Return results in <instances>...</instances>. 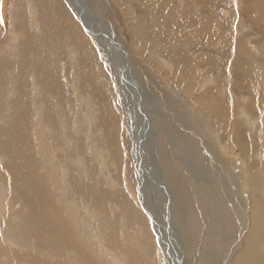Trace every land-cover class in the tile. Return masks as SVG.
<instances>
[{"label": "rangeland", "instance_id": "obj_1", "mask_svg": "<svg viewBox=\"0 0 264 264\" xmlns=\"http://www.w3.org/2000/svg\"><path fill=\"white\" fill-rule=\"evenodd\" d=\"M0 1V39L2 38L0 43V57L2 59H0L3 60L4 64L9 60L7 62H9L8 64L10 66L3 64L2 67H6L5 71L10 74L9 77H12L11 84H6V78H0V97L3 98L5 96L7 88H15L14 72L17 76L20 73L16 68V60L21 56H24L22 58L29 59L34 54V52L30 53L31 51L27 45V40L30 38L26 39L25 37L31 34L33 36L34 34L35 36H39L38 32L36 29L30 28L20 30L18 27L19 23L17 22L22 20L25 22L24 12L27 8L25 4L31 3L32 5L33 3L34 6L32 7L35 9L34 17L35 15H39L41 17L40 21L43 20L42 22H46L50 26L49 33H51L52 38L55 37L59 40V47L55 54L57 63L54 65L55 69L53 68L58 82L56 86L47 83H38L39 81L36 82L32 70L24 71L21 74V77L27 81L30 92L35 93L34 89L37 88L36 93L42 96L38 97V103L44 110L43 120L44 122L47 121L44 123L47 126V134H49V136H45L46 144L52 142L56 145L57 143H54L56 140V142H60L64 138V133L62 134L64 130L60 129L58 125L53 124L52 117L49 116L51 113L54 114L55 118L59 115L64 116L65 120H67L65 123L68 130L75 128V122L79 117H82L81 121H83L84 117L86 118L88 116L87 113L91 114V117L93 115L92 118L94 121L90 126L89 138L83 133L84 129H80L81 132H77V134L70 131L73 137L68 141L73 143L74 139H78L76 142L80 144V148L75 150L76 152L72 156V161H68L69 158H66L67 155L64 156L65 153L61 147L53 148L56 163L60 164L62 157L64 159L66 158V164L64 163L63 169L66 166L70 173L76 176H78V173H81L83 168L87 172L81 178L78 176V183L87 180L86 182L96 183L103 189L106 187L112 188L103 182L104 174H106L109 176L107 180L109 179L111 182H115L114 187L116 191L126 196L129 203L132 201L133 203L137 202L140 204V209L147 212L145 214L146 220L150 224L152 237L155 245H157V247H154L153 257H156V248L160 252L162 248L164 250L163 255L162 252L161 255L165 263L162 262L161 264H229L231 258L229 256L231 253L230 250L233 251L238 244L237 249L240 250L243 243V240L238 241L241 237L240 233L243 230L246 231L249 221L242 217L245 214H242L241 209L238 207V210L235 211L228 208V216L230 218L224 217L221 205L229 204L226 201V190L224 189H229L232 194L239 190L235 185L238 180L235 177L237 171L242 169V167L244 170L247 169L245 172L247 176L243 182L246 184V182L251 180L248 179V168L251 161H255V164L264 161V33L246 15L250 0H219V5H213L212 3L210 5L206 4L210 8L209 11L201 7L195 10L200 16L199 20L203 16L205 18L211 17L216 19L214 27L217 33H222V31L227 30L230 36L229 40H231V35L233 34L234 37L239 36L235 40L228 41L226 44V48L230 52L225 57V66L223 69L217 66L219 59H223L221 56L223 52H216L213 48L211 50L205 47L201 49L195 43L189 42L188 38L186 39L187 42L179 44L178 48L171 47L175 52L174 54L179 50L176 54L177 59L187 57L188 65L194 67L199 80L194 88V90L196 89V94L207 89L214 90V88L210 87L212 84L219 85L217 86L221 90L217 91L218 93L216 92L219 95L218 98L215 96V98H204L206 102H209L211 110L220 112L219 116L224 119V123L232 126L233 123L236 124V122H239L254 126L260 139L258 141L255 136L257 142L254 143V151L248 155L241 153L235 144L234 147L228 145L226 147L223 145L222 138H225V136H222L223 132L218 128L217 121L219 122V119L216 117L214 123L207 117L206 111L203 113L199 108L196 109L192 105H189L179 88L166 79L168 76L165 74L176 75L172 72L176 65L171 55L164 54L162 50L156 49L157 45L161 49L163 48L162 44L164 40H162L161 36L147 31L148 36L145 37L147 39L142 38L143 42L141 41V47L139 46L140 48L137 51V48L131 45L134 35H129L127 31L129 27L127 26L129 24L131 25V21L136 20L140 15V10L134 0H71L80 8L77 6L74 7L73 5L70 6L67 2L65 3V0ZM68 1L70 2V0ZM81 7L83 9L86 7L89 14L83 12V10L81 11ZM121 7L125 9L124 11L128 10L129 12L122 13ZM61 9L64 10L65 16ZM74 13L80 20L84 18V21L89 24L98 23V27L105 33L104 37L106 39L115 41L122 46V48H118L128 53L131 63H129V67L124 66V62L118 58L120 54L115 52V46L113 47L115 43L110 42L114 49L112 53L115 54V61L116 63L120 62L119 67H117L120 73L119 80L120 77L127 76V74L134 80L129 79L128 84L121 82L120 84L116 80V84L114 72L110 71L108 64L101 58L105 54L102 53L101 55L96 50L95 45L89 41L92 39L91 36L83 29V26L81 27L83 35L76 28L75 23H79L80 20L77 21L73 17L75 15ZM30 14L33 15L28 11L27 18L31 21L32 17L29 16ZM10 23L11 26H9ZM28 24L30 23L28 22ZM234 29L236 32L233 31ZM68 30L70 33L69 37H67L69 34L67 33ZM20 31H24L23 33L25 35L21 32V39ZM17 34L18 36H16ZM101 36L100 34V39ZM104 37L102 36V39ZM68 38H70L69 41L71 42H68ZM93 40H98V37L93 36ZM240 40H243V42L240 43ZM221 43V40L218 41L219 45ZM92 44L94 45L93 48ZM237 44L245 46L246 49L248 45V48L251 50L247 49L250 52L248 61L247 52L243 51L246 55L244 62L243 60L241 63L239 61L238 65L235 64L238 61L235 53ZM147 47L150 48L148 49ZM97 48H99V45ZM72 49H75V53L72 52ZM145 51L146 53H144ZM147 53L150 54L147 55ZM2 55L4 56L2 57ZM144 59L145 63L142 62ZM201 60L204 61L201 62ZM153 63L156 65L155 67ZM88 66L90 70H87ZM172 66L173 70H168ZM238 67L247 69L245 73H251L249 74V77L252 79L250 82L237 85L240 83L238 80L240 74ZM77 71H80L82 75ZM86 71L89 75L92 73L90 75L91 79ZM95 74L103 83L105 82L106 89L102 88L101 90L99 87L93 86L95 85L93 84L95 82ZM29 78L32 79L31 83L28 82ZM75 78L78 81L76 89L77 91L80 89L76 93L77 96L73 93L71 85V82ZM133 83L140 90L136 92L137 95L132 91L135 90L133 89ZM239 87L244 88L239 89ZM222 94L225 104L228 105L225 111L224 108H220L219 98ZM259 96H262L260 103ZM75 98L77 99L74 100ZM79 102H82L80 104L81 106ZM86 103H88L87 106L85 105ZM31 106L32 109H35V112L42 111V109H38L39 107L36 110L34 101L31 103ZM90 110L92 111L90 112ZM35 112L31 113L27 120L31 125L29 134L34 152L38 155L37 158L38 160L40 159L39 161L41 163H39V170L43 172L42 160L37 152ZM80 112L81 115L84 114L80 116ZM74 118L75 120H73ZM71 121L73 122L71 123ZM72 124H75V126ZM129 125H138L139 127L138 135H134V139H132L133 137L131 138L133 128ZM232 135L233 133L230 134V136ZM86 140L94 141L96 149L98 148L97 152L99 150V153L97 155L95 154V156H98L97 160L95 159L94 153L88 147V143H85L87 142ZM76 158L82 162L81 165L83 168L79 171L78 167L72 163ZM183 177L186 179L184 183L182 182ZM125 184H130L128 185L129 187H135L136 193L141 194L140 199L137 198L138 200L135 201L134 198H131V194L128 195L127 190L125 191L124 189ZM233 189H235L234 192ZM227 196L228 194H226ZM234 197L241 203L242 208V202L245 199H243L240 193H235ZM232 201L234 202L235 200L232 199ZM116 202L115 200H110V202L107 200L104 203V207L110 209L108 215L110 218H113L115 215L113 208L118 211L120 210V203ZM190 212L196 214L202 221L204 219L202 216L205 215V230L199 232L190 230ZM239 214L241 215L240 218H243V221L237 223L238 219L233 217H239ZM119 215L121 217L117 221L118 227H123L125 220L122 218V214ZM244 219L246 220V224L244 223ZM130 221H132L131 226L129 225L130 229L133 230L134 228L135 230L133 231L137 233L139 230L146 228L144 227V221L137 222L134 219ZM136 224H139V227ZM120 229L119 227V232ZM162 238H164V241L161 240ZM153 257L147 260L148 262L146 263H154Z\"/></svg>", "mask_w": 264, "mask_h": 264}, {"label": "bare ground", "instance_id": "obj_2", "mask_svg": "<svg viewBox=\"0 0 264 264\" xmlns=\"http://www.w3.org/2000/svg\"><path fill=\"white\" fill-rule=\"evenodd\" d=\"M66 2L70 6H77L71 0L70 2L68 0H65V3ZM134 2L136 5H138L140 15L136 20L131 21V25L129 24L127 26L129 27L127 29L129 35H134L132 37L131 45L134 46V48H137V51L138 48L141 47L140 44L142 38L145 39V37L148 36L146 33L147 31L156 33L161 36L162 40H164L162 44L163 48L161 49L160 46L157 45L156 49L162 50L164 54L171 55L174 58V64L176 65H174V71H172L176 75L172 76L169 74H165L168 76L166 79L169 82H172L174 86H177V88H179L180 92L184 95L189 105H192L193 108L196 109L199 108L203 113L204 111H206L207 117H209L214 123L216 121V117L219 119V122L217 121V125L219 126L218 128L221 132H223L222 136H225V138H222L224 143L223 145H225L226 147L227 145L230 147H234L235 144L244 155L251 154L254 151V143L257 142L256 137L258 141L260 139V136L259 134H257L254 126L239 122H236V124L233 123L232 126L224 123V119L219 116L220 112L211 110L209 102H206V99L204 98H218L219 95L217 94V91L221 90V88L218 87L219 85L212 84L211 86L209 84L210 87L214 88V90L207 89L203 90V92H200L199 94H196V89L194 90V88L198 84L199 80L194 67L188 65L187 57L184 59H177L176 54L179 52V50H177L176 54H174L175 52L171 49V47L178 48V45L187 42L186 39L188 38L189 42L195 43L196 46L201 49L205 47L211 50V48H213L216 52H223V54L221 55L223 59H219V63L217 64L218 67L223 69L225 66V57L228 56L230 52L229 49L226 48V44L228 43V41L235 40L239 36L234 37V34L232 33L233 35H231V40H229L230 36L227 30L222 31V33L216 32L214 27L216 19L211 17L205 18L203 16L199 20L200 16L195 12V10H198L200 7L204 8V10L206 9L209 11L210 8L206 6V4L210 5V3H212L213 5H219L220 1L134 0ZM69 5L67 6L69 7ZM25 6L29 9L28 10L26 8L24 12V18L26 19L25 22L23 20L20 22L17 21L19 23L18 27L20 28V30L26 28L36 29L39 36H35L34 34V37L30 33L31 35L25 37L26 39L30 38L27 40L28 44H26L29 46L28 48L31 51L30 53L34 52V54H32V57L29 59L22 58L24 56H21L18 58V60H16V68L20 73L19 76H17L14 72L15 88H7L5 96L3 98L0 97V264H148L146 262H148L147 260L153 257L152 253H154V247H157V245H155L154 239L152 237L150 224H148L146 220L145 214L147 212H144L140 209V204H138L137 202L133 203L132 201L129 203L126 196H124L121 192L116 191L114 187L115 182H111L109 179L107 180V177L109 176L106 174H104L103 182L112 188L106 187L103 189L96 183H88L86 182L87 180L82 181L81 179L80 180L82 182L78 183V176H80L81 178V176L87 174V172L82 167V162L77 158L72 162L73 165H76L78 167V171L83 168L81 173H78V176L70 173L66 166L65 169H63L64 163L66 164L65 159L69 158L68 161H72V156L73 154H75L74 152H76L75 150L80 148V144L76 142L78 139H74L73 143H71V141H68L73 137V134H71L70 131L77 134V132H81L80 129H84L83 133H85L86 137L89 138L88 134L89 130L91 129L90 126L94 121L92 118L93 115L91 117V114L87 113L88 116H86V118L83 116V121H81L82 117H79L80 120L78 118V120H76L75 122L76 126L75 124H72L75 126V128H70L71 130H68L65 123L67 121L65 120V117L59 115L55 118L54 114L51 113L49 116L52 117L53 124H56V126L58 125L60 129L64 130L62 132V134L64 133V138H62L60 142H56V140L54 142L57 143L56 145L52 142L46 144L45 136H49V134H47V126L44 125V123L47 121L44 122V110L38 103V97L42 96L39 93H36L37 88L34 89L35 93L30 92L28 83L21 77V74L24 71L27 72V70H32L36 82L39 81L38 83H47L56 86L58 82L54 73V65H56L57 63L55 54L57 52L56 50L59 47V40L55 37L52 38L51 33H49L50 26L46 22H42L43 20L40 21L41 17L39 15H35L34 17L35 9L32 7L34 6L33 3L32 5L31 3H27L25 4ZM69 8L71 9V7ZM120 9L122 10V13L129 12L128 10L124 11L125 9L123 7H121ZM82 10L83 12L89 14L86 7H84V9L83 7H81V11ZM28 11L33 14L29 15L30 17H32L31 21L27 18ZM62 11L64 13V10ZM246 15L250 18L251 22L254 21L253 23H255L257 27L259 26V28L264 33V0H250ZM73 17L77 21L80 20V18L76 14ZM28 22L30 24H28ZM9 26H11V23L9 24ZM75 26L78 30L81 31V33L83 32L81 29V27L83 26V29L89 34V36H91L92 39H90L89 41L95 45L96 50H98L101 55L102 53L105 54V56H102L101 58L108 64L110 71L114 72L116 84V80H118L119 83L121 82L128 84V80L131 79L130 75L128 76V74L127 76L125 75L124 77H120L119 80L120 73L117 70V67H119L118 65L120 64V62L116 63L114 58L115 54L112 53V50H114L113 47L115 46V52H118L120 54V56L118 55V58L124 62V66L126 65L129 67L131 63L129 61L128 53L125 50L118 48H122V46H120V44L115 41L106 39L105 37L104 39H102V36H105V33L98 27V23L89 24L88 22L84 21L83 18V20L81 19L79 23H75ZM14 28L16 29V27ZM233 31L236 32L235 29ZM21 32L22 31L19 32L20 39L22 38ZM67 33H69V30ZM100 34L102 35L101 39L99 38ZM69 35L70 33L68 34V36H65L69 37ZM81 35H83V33ZM16 36H18V34ZM93 36L98 37V40H96L97 42L93 40ZM177 36L178 38H176ZM71 37L73 38L72 35ZM70 38H68V42H71L69 41ZM1 39L0 43L2 41ZM220 40L222 41L221 45L218 44V41ZM110 42L115 43V45L112 44V47ZM242 42L243 40H240V43ZM195 44L193 45L195 46ZM94 45L92 46V48L94 47ZM98 45L99 48H97ZM247 49L250 50L248 48V45ZM247 49L245 48V46L237 44V47L235 48V53L238 60L237 62H235L236 65H238L239 61L240 63L242 60L244 62V57L246 56L244 52H247V61L249 60L250 52L247 51ZM72 50V52L75 53V49ZM144 53H146V51ZM148 54L150 53H147V55ZM3 56L4 55H2V57ZM1 59L0 78H6V84H11L10 81L12 77H9L10 74L5 71L6 67H2L4 62ZM7 61L4 65H7L9 63ZM203 61L204 60H201V62ZM142 62L145 63V59L142 60ZM153 66L155 67L156 65L154 64ZM238 68L240 72L238 80L240 83L237 85L244 84V82H250L252 79L249 77V74L251 73H245V70L247 69H243L245 68L244 66L243 68ZM87 70H90L89 66ZM168 70H173V66ZM77 72H79L80 75H82L83 73L82 70V73L80 71ZM86 73L88 72L86 71ZM90 75L89 77L91 79ZM28 82L31 83L32 79L29 78ZM93 84H95L93 86H97L101 90L102 88L106 89L105 82L103 83L96 74L95 82ZM71 85L73 88V93L75 94V96H77L76 93H78L80 89L78 91L76 89V86L78 85V81H76V78L71 82ZM237 85L236 87H238ZM136 87L137 85L134 84L133 89L135 90H132L134 94L140 91L139 88ZM33 88L35 87L33 86ZM241 88L244 87H239V89ZM261 97L262 96L258 97L259 103L261 101L260 99H262ZM77 98H75L74 100H76ZM81 98L83 97L81 96ZM219 99L220 108H224L225 111L226 106L228 107V105L224 102L223 94ZM85 100L83 101L85 102ZM33 101L36 104V110L39 107L38 109H42V111L35 112V109H32L31 103ZM81 103L79 102V105ZM85 105L87 106L88 103H86ZM91 111L92 110H90V112ZM33 112H35L34 117L36 122L35 137L37 139V152L39 153V157L42 160V165L44 167L43 172L39 170L40 159L38 160V155L34 152L32 140L29 134L31 125L28 122L27 118ZM187 112L191 113L190 111ZM82 115L80 112V116ZM73 120H75V118ZM72 122L73 121H71V123ZM130 127L133 128V130L131 129L133 133L131 135V138L133 137L132 139H134V135H138L139 127L138 125ZM231 133H233L232 136H230ZM86 141L87 142L85 143H88V147L94 153V156L95 154L97 155L99 153V150L97 152L98 148L96 149L94 141ZM57 147H61V149L64 150V156L67 155L65 159L61 156L62 161L60 162V164L56 163L55 154L53 151V148ZM95 159L97 160L98 156H95ZM103 161L105 160L103 159ZM255 163V161H251V163L249 164L248 179H251L249 180V182H246V184L243 183L247 176V174H245L247 169L244 170V168L242 167V169H239L237 171L235 176L238 179L235 185L239 190L235 191V189H233V192H235L232 194L230 193L229 189H224L226 190L225 193L228 194L227 197L225 194V198L227 199L226 201L227 203H229L228 205H221L222 214L224 215V217H229V210H227L228 208L235 211L238 210V207L239 209H241V213L245 214L242 217L248 219L249 221L246 231L243 230L242 233H240L241 237L238 241L243 240L240 250L237 249L239 244L236 246V248H234L233 251L230 250L232 254L230 253L229 255L231 257L229 264H264V161H261L257 164ZM242 175L243 177L241 178ZM184 177L182 179L183 183L184 180H186L184 179ZM128 185H124V189L125 191L127 190L126 192L128 193V195L131 194V198H134L135 201L140 199L141 194L139 193V195L138 193H136V188L129 187ZM230 187L232 186L230 185ZM143 192L146 194L145 191ZM235 193H240L243 199H245L242 202V208L241 203L234 197ZM232 199H234L235 201L233 202ZM107 200H109V202L110 200H115L117 201L116 203H120L119 205L121 207L119 211L113 208V213H115L113 218H110L108 216L110 213V209L104 207V203ZM119 214H122V218L125 220V224L123 225V227L119 226L121 228L120 232L118 231L119 227L117 223V221H119L121 217V215ZM202 217H204L203 221L198 218L196 214L191 212L189 213V224L191 231L199 232L205 230V215H203ZM240 217L241 215L239 214V217L233 218L238 219L237 223H240L243 221V218ZM132 219L137 220V222L144 221V227L146 228L139 230L138 233L136 231H133L135 230L134 228L133 230L130 229L132 222L130 220ZM244 223L246 224L245 219ZM136 226L139 227V224H136ZM161 240L164 241V238H162ZM162 249L161 252L163 255L164 250ZM161 252L158 251L157 248L155 249L156 257H153L154 263L151 262L150 264H161L162 262H164L162 260L163 257L161 255Z\"/></svg>", "mask_w": 264, "mask_h": 264}, {"label": "water", "instance_id": "obj_3", "mask_svg": "<svg viewBox=\"0 0 264 264\" xmlns=\"http://www.w3.org/2000/svg\"><path fill=\"white\" fill-rule=\"evenodd\" d=\"M97 37V36H96ZM104 37V36H103Z\"/></svg>", "mask_w": 264, "mask_h": 264}]
</instances>
